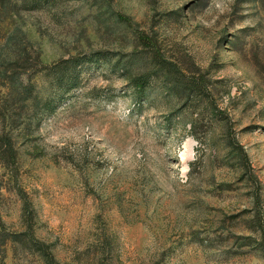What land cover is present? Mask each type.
I'll return each instance as SVG.
<instances>
[{"label":"rangeland","instance_id":"obj_1","mask_svg":"<svg viewBox=\"0 0 264 264\" xmlns=\"http://www.w3.org/2000/svg\"><path fill=\"white\" fill-rule=\"evenodd\" d=\"M20 8L0 32V60L10 53L7 33L21 30L31 64L23 79L47 93L55 70L38 72V56L46 66L76 55L82 62L79 87L54 112L31 121L9 103L22 117L0 119L17 153L15 168L0 163L2 219L19 234L1 251L6 263L46 264L23 242L34 234L60 264H264V0H31ZM136 32L156 36L186 81L207 93L181 97L156 76L138 87L134 78L151 68L146 51L130 74L117 71ZM4 93L0 83V106ZM228 128L262 183L259 206L228 155Z\"/></svg>","mask_w":264,"mask_h":264},{"label":"trees","instance_id":"obj_2","mask_svg":"<svg viewBox=\"0 0 264 264\" xmlns=\"http://www.w3.org/2000/svg\"><path fill=\"white\" fill-rule=\"evenodd\" d=\"M31 0H0V32L3 30V25L7 20L15 15L20 14V4H26ZM40 1V0H39ZM101 9V7H100ZM120 20H125L126 17L119 15ZM127 21V19H126ZM8 32V31H7ZM21 30L16 29L10 31L5 36V44L3 48H8L9 55L3 57L0 61V83L5 89L4 103L0 106V119L6 121L11 119L14 121L18 117H22L23 112L14 115L7 104L12 103L17 105L20 110H27L28 117L32 120H37L56 110L60 101L66 94L72 92L79 87V79L81 75L82 60L78 55L71 56L66 59H61L58 63L52 66L43 64L40 56L33 67H38V72L44 73L46 71L49 76V71L55 70L54 78L50 83L51 92L47 93L45 89H38L31 81L26 82L23 79L26 74V66L28 59L24 47H21L22 41L20 39ZM135 47L128 54L119 52L120 59L118 65L115 67L117 71H123L125 74L131 73V67L135 65L144 55L143 51L151 54V68L148 75H140L134 78V82L138 87H144L152 76H156L165 81L170 92H175L181 97L190 98L192 95L200 96L207 93L204 83H197L193 81H186L183 72L174 60L165 56L158 39L154 35H148L145 32H136L134 35ZM12 54V55H11ZM23 68V70H21ZM149 78V79H148ZM5 105V107H3ZM3 107V108H2ZM192 128H196V124H192ZM226 147L234 161V165L244 169L248 174V180L251 183L254 204L259 206L261 203V188L262 183L256 176L252 169L250 156L240 141L234 136L231 128L226 132ZM0 163L6 167L13 169L17 165V153L15 151V140L11 132L7 130L0 131ZM0 187V199L2 197ZM21 193V192H20ZM1 206V204H0ZM264 233V228L262 230ZM19 240V234H9L6 230V225L2 219L0 211V264H7L5 256L2 254L8 243H14ZM27 247L34 252H39L44 257L46 264H60L54 257L50 246L45 242L40 241L34 237V234L23 241Z\"/></svg>","mask_w":264,"mask_h":264}]
</instances>
